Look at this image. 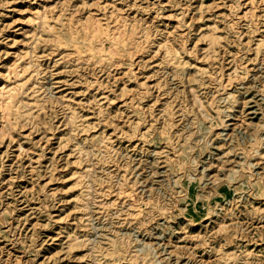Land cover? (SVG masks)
Returning a JSON list of instances; mask_svg holds the SVG:
<instances>
[{
  "label": "bare ground",
  "instance_id": "bare-ground-1",
  "mask_svg": "<svg viewBox=\"0 0 264 264\" xmlns=\"http://www.w3.org/2000/svg\"><path fill=\"white\" fill-rule=\"evenodd\" d=\"M0 2V145L22 173L55 156L66 160L46 178L64 181L71 168V184L51 188L72 205L52 215L60 222L53 254L75 255L85 245L164 264L161 250L176 237L185 244L169 252L213 250L214 258L194 264H264V245L255 246L264 221L261 0H246L245 10L240 0L199 2L203 56L187 47L194 17L186 9L168 14L170 30L136 1ZM122 137L127 143L117 147ZM54 138L57 149L70 141L73 148L48 157ZM91 154L109 157L84 162ZM2 159L0 172L10 169ZM104 215L100 231L94 216Z\"/></svg>",
  "mask_w": 264,
  "mask_h": 264
},
{
  "label": "rangeland",
  "instance_id": "rangeland-1",
  "mask_svg": "<svg viewBox=\"0 0 264 264\" xmlns=\"http://www.w3.org/2000/svg\"><path fill=\"white\" fill-rule=\"evenodd\" d=\"M1 1V0H0ZM34 1V0H31ZM44 0H37V2H41ZM52 1V0H51ZM127 1H136L138 6H143L146 8L144 12L145 17L148 19L156 14V11L160 13L158 17H156L157 23H167L169 29H173L171 18H167L168 14H179L182 10L186 9L185 14L186 18L190 20L193 16L192 20L193 24L189 28V31L186 33V37L188 36V40L186 42L188 48H194L197 52L198 56H203V46L205 45L204 40L201 39L202 33L205 31V18H198L201 9H198V3L202 5H206L209 0H201L199 2L193 0H127ZM227 3L233 2L234 0H224ZM243 3L246 0H240ZM1 3V2H0ZM261 3L264 4V0H261ZM247 3L241 5V9H246ZM133 14V13H131ZM142 14V13H140ZM196 17V18H195ZM259 18V17H258ZM261 18V16H260ZM245 26L239 25L240 30L244 29ZM186 54V53H185ZM194 58V57H193ZM142 77V76H141ZM121 84V81L118 82ZM188 85V84H187ZM132 84H129V88L132 87ZM117 87V86H116ZM128 88V87H127ZM150 98H147L143 102V105H147ZM252 116L251 114L247 115V117ZM103 124V123H102ZM125 126V124L123 125ZM100 127V126H99ZM105 125L101 126L100 130L103 129ZM111 126H106V129H110ZM25 127L24 129H26ZM225 132V131H224ZM126 133H124L125 135ZM126 137H122L120 141L116 142L117 147H123L126 142ZM72 143L70 141L66 143L63 147L56 148L58 145L57 139L54 138L47 145V150L45 151L47 156L50 157L53 155L52 152L55 150V155L58 153L66 155L73 148ZM80 145V144H79ZM16 145H13L9 150H16ZM6 146L3 144L0 145V155H2V161L6 167L10 169H6L3 172H0V228L2 232L5 234L4 237L0 238V264H91L94 259H97L96 264H135L134 261L126 258L125 254H111L105 251H96L92 253L87 249V246H81L76 250V254H70L64 256L63 252L59 254H53L51 250L53 249L54 243H57L59 240H54L55 237V226H58L60 223L58 220L52 217L55 212H60V208L70 209L72 208L71 203L66 201H59L58 198L61 196L60 192L57 193L52 192V187L56 186L57 183L63 182L66 186L70 185L71 173L69 172L71 168H66L62 173L64 176V181L61 179H51L46 178L50 175L51 171L56 173L60 170L61 163H64L66 159L63 157H56L54 160H48V162L38 168L35 169L34 172H30L28 167L23 171V168H15L16 165L13 164L10 166L11 158L13 156V152H9V156L4 150ZM111 155V154H110ZM114 155V152L113 154ZM115 156V155H114ZM141 155L138 154L139 158ZM108 155H94L91 154L89 156L85 155L84 162H94L99 161L101 163H105L108 159ZM117 157V156H116ZM143 158L146 155L142 156ZM121 156L120 161L123 160ZM150 160V157L148 158ZM56 167V168H55ZM55 170L53 171V169ZM7 174L6 178L3 179L4 174ZM35 173V175H33ZM46 173V174H45ZM45 174V175H44ZM33 186V187H32ZM46 187V188H45ZM44 190V191H43ZM149 193V192H148ZM160 193V191L158 192ZM156 193L154 196H161ZM23 195H27L30 206L34 207L33 209H27L30 206H26V202H24ZM168 197H170L168 195ZM18 199V200H17ZM164 201V200H162ZM183 204V203H182ZM64 205V206H63ZM168 206H172L174 214L179 213V208L172 203L168 204ZM59 208V209H58ZM187 211V209L185 210ZM187 213V212H186ZM184 213H179L177 219L182 218ZM94 222H100L99 227L102 229L100 231H105L103 229H107L104 222L106 221L107 215H104L102 218H97L94 216ZM179 217V218H178ZM176 219V221H177ZM164 221L165 219H161ZM210 222V220H209ZM258 223V222H257ZM255 223V224H257ZM264 221L258 223L257 226L263 225L261 229H263V234L259 237L262 240H259L255 244L262 243L264 245ZM172 226H178L179 224L176 222H171ZM179 227V226H178ZM251 228V227H250ZM249 228V229H250ZM58 229V227H57ZM179 228H177L178 230ZM186 231L190 230V227L185 228ZM156 230V229H155ZM153 230V231H155ZM181 230V228H180ZM96 231V230H93ZM94 233V232H92ZM248 234V233H247ZM255 234V233H253ZM98 236L99 233H96ZM166 236H162L160 238V243L169 240L168 233H165ZM95 236V235H94ZM93 236V237H94ZM252 236V235H250ZM140 237L147 238V235H140ZM249 237V236H247ZM246 237V238H247ZM172 241H169L165 248H162L161 254L167 258H164V264H169L165 261L171 260L175 261L177 257L179 260H182L180 264L183 262H188L187 264H194L198 259L214 258L213 250L206 251L203 254V250L198 248L199 251L193 254H189V252L183 251L180 249H175L171 251L174 247L173 244H185L183 241H178L176 237H172ZM255 238H258L255 236ZM148 239V238H147ZM244 240V238H242ZM55 241V242H54ZM242 242V241H240ZM254 243V241L252 242ZM192 258H189V257ZM210 258V259H211ZM193 259V260H192ZM196 260V261H194ZM208 260V259H207ZM199 263V262H198Z\"/></svg>",
  "mask_w": 264,
  "mask_h": 264
}]
</instances>
